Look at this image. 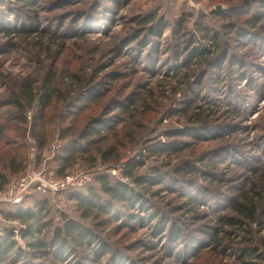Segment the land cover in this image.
Returning a JSON list of instances; mask_svg holds the SVG:
<instances>
[{"label":"rangeland","instance_id":"rangeland-1","mask_svg":"<svg viewBox=\"0 0 264 264\" xmlns=\"http://www.w3.org/2000/svg\"><path fill=\"white\" fill-rule=\"evenodd\" d=\"M81 1L63 5V0H31L30 6L23 0H0V168L13 158L17 163L27 158L31 124L40 110L38 102L46 89L47 76H54L51 86L65 92L72 87L71 75L86 78L97 72L99 82L105 75L118 74L117 79L108 82L104 97L86 101L81 105V112L67 123L56 119L46 130L55 137L61 128L71 123L83 128L91 120L105 115L115 101L138 96L131 114L121 116L122 122L103 147L114 150V155H122L121 161L114 165L103 163L100 157L90 165L80 161L67 176L94 175L87 187L98 189L95 179L101 175H108L112 182L119 180L133 186L132 179L123 175L130 162L144 163L143 167L134 169L136 177L148 176L157 169L164 182L145 194L150 203L148 212L153 207V210H162L166 214L167 229L176 226L182 233L180 240L173 242L168 231L160 235L151 229L157 221L144 225L129 221L128 228L115 232L116 226L126 222L127 209L120 210L118 222L99 230L109 238V244L122 252L125 264H192V257L177 261V255L183 254L188 242L193 240L190 252L200 244L209 246L212 230L218 224L217 216L228 213V206L238 191L255 179L252 169L264 170V0H132L117 9L106 2L104 5L112 10L110 22L107 26L102 23L106 27L93 30L77 24L76 17L78 12H89L95 0ZM247 1L250 7L241 17L227 14L231 6ZM147 18L153 21L141 25L147 26L146 30L164 20L166 26L160 36L153 40L145 31L135 43L124 48L120 56H115L113 50L142 30L138 22ZM252 18H257L255 27L249 29ZM92 20L97 24V19ZM179 22L182 29L176 34ZM32 25L36 28L34 33L22 32L23 26L28 29ZM200 27L211 30L219 48L213 49L211 42L203 39ZM241 29L245 30V35L238 33ZM56 32L65 36L52 39ZM78 33L82 34L81 38ZM201 46L211 47L215 58L219 55L223 59L219 69H212L198 85L193 84L197 93L194 97L183 93V71L176 75L172 66L181 65L194 48ZM191 68L197 73L208 69ZM243 74L246 79L241 77ZM195 80L198 82L195 77L190 81ZM51 93V102L45 109L47 121L64 111L58 100L60 95ZM26 94L34 98L31 106ZM192 99L194 107L208 110L206 116L215 114L208 119L214 135L202 134L196 129L194 134L202 139L181 138L190 147L180 155L150 154V148L171 140L170 132L192 126L187 120L191 112L184 111L185 102ZM114 114L119 111L114 110ZM22 117H26V123H22ZM221 125L227 126L226 132L217 131ZM54 154L51 147L43 154L40 164ZM188 163L195 170L176 176L177 170ZM3 173L8 175V183L16 178L8 170ZM204 174L214 178L213 182L204 180ZM173 178L178 182L176 186H172ZM62 199L60 205L48 202L46 222L49 224L44 231V235L49 232L47 238L63 225L64 216L95 230L92 220L80 219L75 204L68 202L65 194ZM190 200L192 204H188ZM140 213L144 215L139 206L132 211V214ZM105 219L100 218L96 224ZM2 224L22 227L18 221L3 223L0 219V227ZM208 250L209 247L202 249L203 258L194 262L217 263L207 259ZM91 254L90 250L80 249L78 257L69 253L57 263L51 254L36 259L34 264H92L83 259ZM109 261V255L102 259L103 264ZM231 261L232 258H226L224 263Z\"/></svg>","mask_w":264,"mask_h":264},{"label":"trees","instance_id":"trees-1","mask_svg":"<svg viewBox=\"0 0 264 264\" xmlns=\"http://www.w3.org/2000/svg\"><path fill=\"white\" fill-rule=\"evenodd\" d=\"M23 1L30 6L32 4L31 0ZM78 1L81 0H63L65 2L63 5ZM130 1L132 0H95V3L93 2L91 4L89 12H78L76 23L85 25V28L89 30L106 27L110 22L112 10L104 4L109 2L114 9H117L118 7L128 5ZM81 2H84V0ZM263 5L264 3H262ZM249 7V1L243 2L231 6L227 14L241 17ZM92 19H97V24L92 22ZM256 19L249 22V29L255 27ZM152 21V18L139 20L138 25H149L150 23L152 24ZM102 23L106 24V26H103ZM165 26L164 20H161L156 26L149 27L148 30H146L147 26H141L143 27L141 28L142 30L136 31L133 37L123 40V44L119 47L117 46L113 50V53L117 57L120 56L122 50L135 43L145 31L148 32L151 39H156L160 36V32ZM28 27L27 29L26 26H23L21 29L22 32L28 34L35 32L36 28L34 25ZM181 27L182 22H179L176 25V34H179V31L182 29ZM199 31L202 33L203 39L211 42L213 49L219 48L218 39L216 36L215 38L211 36V30L209 28L200 27ZM244 31V29H241L238 33L245 35ZM76 35L79 38L82 37L80 33ZM64 36V34L59 35L56 32L52 36V39L57 40ZM245 38L248 37L245 36ZM210 48L204 46L194 48L193 52L185 58V61L181 65L175 64L172 66L176 75L183 71L184 94L196 97L197 93L193 89V84L198 85L208 75V72H211L212 69L220 68L219 66L221 65L220 63L223 57L220 58L218 55L215 58ZM153 65L155 64L153 63ZM192 66H204L208 69L197 73L192 70ZM118 77V74L105 75L104 80L97 82V72L87 75L86 78L71 75L72 87L70 90L64 92L61 88L58 89V87L51 86L54 76H47L45 80L46 89H44V94L38 102L40 110L31 124L32 128L29 134V137L34 140L38 149V164H40L43 154L51 149L56 140L55 137L61 143V148L55 152L51 159L47 160V166L55 172L58 178L69 175V171L80 161L88 165L95 163L98 157L105 164L114 165L121 161L122 155L119 153L114 155V150H107L103 147L109 143V135L111 132L122 122L123 118L121 116L131 114V109H133L136 101L139 99L138 96L133 95L127 97L124 101H115L113 108L108 109L105 115L91 120L83 128H77L71 123L61 128L59 134L55 137H52L51 133L46 130L48 125H54L53 120L57 119L62 124L67 123L70 118L76 116L75 114L81 112L83 109L81 105H85L86 101L100 100L104 97L105 89L109 84L108 82ZM194 77L195 79L197 78L198 82L196 80L194 82L190 81ZM241 77L246 79L244 74ZM51 91L60 95L58 100L62 102L64 111L52 116L47 121L45 109L51 102V96L53 95ZM25 98L29 100L28 106L34 103L33 96L31 97L29 94H26ZM194 104L195 101L193 99L187 100L184 104V111L191 112L187 120L192 123V126L183 131L177 130L170 132L168 137L171 140L150 148V154L166 152L171 156L180 155L190 147V144L184 140H180L181 138H193L198 141L202 139L198 136L199 134H194L196 129L201 130L202 134L214 135L215 132L210 129L211 122L208 119L214 117L215 114H208L209 116H206L205 113L208 110L200 106L194 107ZM114 110H118L119 114L112 115ZM21 121L22 123H26V117H22ZM217 131L226 132L227 126H218ZM27 161L28 156L19 163H17L16 158H13L9 163L4 164V166L2 165V168H0V190L5 189L8 185V175L4 174L3 170H8L11 176L19 177L25 171ZM143 165L144 163L141 161L130 162L126 164L123 170V175L132 179L133 186L119 180L112 182L108 175H101L95 179L99 187L98 189L91 186L70 190L65 193L68 202L75 204L77 212L80 213V219L92 220L95 230L85 227L79 221L64 216L63 225L56 228L52 233L53 235L47 238L49 232L44 235V231L49 224L46 222V219L49 215L48 202H51V196L45 192L34 193L19 207H2L0 209V219L1 221L3 220V223L18 221L24 227L20 231L27 243V250L22 249L14 240L13 230L16 227L2 224L3 226L0 227V264H4L7 261L9 264H34L36 259H42L51 254H54V262L57 263L61 261L60 258H63L69 253V256H73L74 258L78 257V251L80 249H87L92 252L91 257L83 258L92 264H103L102 259L106 255H109L110 261L108 264H125L123 262L122 252L109 244V238L104 237L103 232L99 230L118 222L123 209H127L129 214L127 215L125 223L115 227V232L118 233L121 229L128 228L129 221H136L139 225L157 221L151 229H154L160 235L168 231L173 242L180 240L182 233L176 226L173 225L171 229H167L166 214L162 210H153V207L151 208V212H148L147 207H149L150 203L146 200L145 194H150L153 188L164 182V178H162L163 176L157 169L152 170L148 176L136 177L134 175V169L141 168ZM194 170L195 168L188 163L177 170L175 174L176 176L191 174ZM251 175H254L255 179L249 181V184L244 189L238 191L236 197L234 200H231V204L228 206V213L217 216L218 224L212 230L209 246L204 247V244H200L195 251L190 252L192 250H189V248L195 242L194 240L188 242L189 246H187L184 253L177 255V261H182L188 256L192 257L194 261L201 260L203 258V256H200L203 253L202 249L209 247L206 253L208 256L207 259L210 262L212 260L217 262L214 264H264V170L254 168L251 171ZM203 178L210 182H213L214 179L208 176V174H204ZM171 181L173 182L172 186L178 184L174 178ZM139 189L145 192L143 193ZM188 204H192V201L190 200ZM136 206H139L140 212L144 213L143 216L141 213L132 214ZM100 218L107 219L102 223L96 224V221ZM98 230L99 232H97ZM227 241L230 244H226ZM226 258H232V261L224 263ZM194 261L192 264H199ZM200 264H209V262L203 261Z\"/></svg>","mask_w":264,"mask_h":264},{"label":"built area","instance_id":"built-area-1","mask_svg":"<svg viewBox=\"0 0 264 264\" xmlns=\"http://www.w3.org/2000/svg\"><path fill=\"white\" fill-rule=\"evenodd\" d=\"M29 152L26 169L23 174L11 180L5 189L0 190V209L2 207H19L23 205L34 193L45 192L51 196L53 204L60 205L63 195L74 189L87 187L92 183L91 174L80 173L75 176L58 178L55 172L47 166V158L42 164L37 163L38 149L31 138H29ZM61 148V143L56 138L52 151L56 152ZM116 172H114L115 174ZM13 230L14 240L18 245L27 250V243L23 238L20 229Z\"/></svg>","mask_w":264,"mask_h":264}]
</instances>
